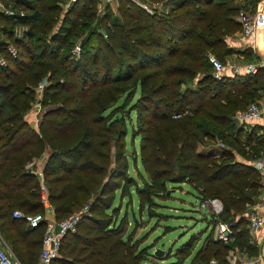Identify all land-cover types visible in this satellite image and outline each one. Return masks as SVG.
<instances>
[{"label":"trees","instance_id":"16d2710c","mask_svg":"<svg viewBox=\"0 0 264 264\" xmlns=\"http://www.w3.org/2000/svg\"><path fill=\"white\" fill-rule=\"evenodd\" d=\"M16 1L28 12H0L29 23L30 29L23 34L26 43L17 41L24 49L12 56L5 47L6 64L0 65V231L23 264H36L45 220L30 226L12 212L44 210L33 164L44 151L41 169L54 219L87 206L50 264H143L152 253L148 246H139V237L133 238L136 226L125 231L128 217L125 213L119 218L121 200L125 195L131 200L134 187L139 212L156 214L155 198H167L166 184L183 181L202 196L221 198L220 217L233 225L235 238L226 243L215 238L211 225L187 263L188 240L166 264H211V258L216 264H230L231 249L254 255L256 245L248 240L244 212L259 198V175L237 159L232 148H242L239 155L244 158L247 150L258 154L253 157L264 156V130L250 134L253 143L245 147L240 140L243 127L231 114L252 101L248 98H256L254 84L264 79V68L215 78L207 57L213 53L225 58L231 51L226 38L242 28L236 18L238 1L168 0L166 12L150 13L134 0H117L119 16L114 18L96 14L97 0H74L56 30L62 0ZM77 38L79 53L74 54ZM43 77L48 81L39 100L44 107L36 130L27 114L38 100L35 86ZM123 80L130 81L120 85ZM136 90V101L129 103L127 96L118 101L116 93L133 95ZM162 102L166 110L159 108ZM132 111L144 125L138 133L143 134L140 155L146 174L137 168L133 153L140 185L128 171L125 152ZM156 119L164 123L152 126ZM203 137L220 140L225 148L219 155L197 151ZM148 140L155 157L146 153ZM117 189L119 203L114 205Z\"/></svg>","mask_w":264,"mask_h":264},{"label":"rangeland","instance_id":"374dc122","mask_svg":"<svg viewBox=\"0 0 264 264\" xmlns=\"http://www.w3.org/2000/svg\"><path fill=\"white\" fill-rule=\"evenodd\" d=\"M72 1L74 2V0H62L61 1L62 14L57 24H55V26L53 27V30H56L58 24L62 23L63 14L71 5H73ZM134 1L145 6V4L142 3L145 0H134ZM237 1L239 5V10H245L254 19L258 17L257 28L258 29L260 28L261 29L260 33L264 34V30H263L264 25L263 23H261L262 21H261V14H260L264 0L255 1L254 6L252 4V0H237ZM243 1H246V2L243 3ZM247 1L249 4L247 3ZM0 2H2L7 7L15 9L16 11L20 10L22 14H25V12H28V9L18 4L16 0H0ZM258 3H260L259 8H258ZM95 6H97L96 14H100V15L106 14L107 15L109 13L112 17L115 18V13H117L116 7L118 6V3L115 2V0H97L95 3ZM236 18L238 19L237 16ZM29 29H30L29 23L20 22L15 19H10V17L0 12V56L4 57V55L6 54L5 47L7 46L8 43H12L18 50L24 49V47L21 46L17 41L23 39V43L24 42L26 43L28 39L24 38L23 34L27 33ZM239 29H241V27ZM242 34L244 36L243 32ZM76 40L77 41L75 42V44H79L80 43L79 38H77ZM242 50L246 55L248 54L247 56H249L250 61L255 60L254 56L251 54L250 47H242ZM22 58L25 61H28L27 57L23 56ZM219 59L222 61L224 66L227 64L226 59L220 58V57ZM262 67L264 68V66ZM140 71L141 70H138L132 73L137 74ZM42 81L47 82L48 80L44 79L43 77L41 78V81L39 82H42ZM129 81L130 80H123V81H120L119 84L122 85ZM259 82L264 84V79H260ZM182 87H184V85H182ZM43 88H42V91H43ZM42 91H40L39 93L35 92L36 98L37 96H40V97L43 96ZM129 93L130 91H127L126 93H123V94L120 92L116 93V94H120L118 97V101H120L125 96L129 97V103L136 101L139 95L138 90H136V93L133 95L132 94L128 95ZM154 98L157 100L158 97L156 96ZM254 99L256 98H253V97L248 98L247 102L249 100H254ZM39 100L40 99H38L37 102H34L32 104L27 115H29V112H32L38 115L40 118L42 107L44 106H41V101L39 102ZM126 108H128V105ZM159 108L166 110V107L165 105H163V102L159 105ZM141 114L144 116H149V113L145 111H142ZM174 116L175 117L179 116V114L176 113L174 114ZM162 123H164L163 120L156 119L152 121V126L156 127L157 125H161ZM140 125L144 126L143 121L142 120L139 121L137 113L135 111H132L131 112V122L129 120L126 122L127 133L125 136V148H126L125 152L128 155V164H129L128 171L130 174L133 175V177L136 179V182L139 185L141 184V179L139 178V175L136 172L137 168L141 172L146 174L141 164L142 161H141V155H140V144L142 143L143 134L138 133V130L140 131L139 129ZM136 132H137V135H136ZM207 138L208 137H203L200 139V142H198L196 146L197 151L207 152L211 150V151L217 152L216 150L217 148L218 153H220V149L225 148V144H223V142H221L220 140L215 143L211 139H207ZM151 144H153L151 140L146 141V153L149 154L150 158L156 156L155 153L152 152L153 149L151 147ZM206 145H210V146L205 147ZM229 148H232V147H229ZM233 148L232 150H234L233 153L234 155H236V158L242 160L243 157L239 155L243 151L242 148H238V151L236 150L235 146ZM133 153L136 158L135 161H136L137 168H135V166L133 165L134 163ZM246 153L247 155L252 156L251 158H256L253 156L258 155L249 150H247ZM163 157L167 158V155L164 153ZM216 159L220 160V157H215V160ZM170 160H173V158H171ZM166 187L168 189L166 193L167 198H160V197L155 198V201L158 202V206L153 208L156 214H152V215H149L147 209H144L141 213L139 212L138 198L135 193L134 187H131L130 188L131 200H129L128 195H125L122 198L121 205H120V211H119V218H121V216L124 215L125 213L127 214V217L130 223L128 222V224L126 225V223L124 222V227H126V230H125L126 232H130L134 228V226H136L135 227L136 229L133 234V238L139 237L141 239L139 246L143 244H147V246L149 247V251L151 250V253L154 250L153 246L159 247L163 250L161 256H163V258L165 257L164 259L157 258L153 256V254L147 255V258H149V260H154L155 263L158 262L159 264H166V263L174 261L175 260L174 256L176 254L175 253L176 247L180 245V243H182L183 241L188 240L189 246L186 248V252L189 253V255L187 256V258L184 259L186 262L188 261L189 258H191V256L196 252V250L203 243L204 237L208 234V231L211 228L212 219H211L210 213L205 208H199L198 206L199 194L197 190L191 184L183 181L179 184L178 183H167ZM118 192L119 191L117 189L116 197L113 200L114 205H118L119 203ZM208 197L218 198V200L221 201L222 207H223V202L220 197L218 196H208ZM78 210L76 212H78ZM38 212H41L44 214V210L42 209H38ZM64 217H60V218H64ZM117 221H119V219H117ZM169 251H172V254L170 253V256L166 257ZM235 252L237 253V250ZM250 252L252 251L250 250Z\"/></svg>","mask_w":264,"mask_h":264},{"label":"built area","instance_id":"2783aa9c","mask_svg":"<svg viewBox=\"0 0 264 264\" xmlns=\"http://www.w3.org/2000/svg\"><path fill=\"white\" fill-rule=\"evenodd\" d=\"M0 11L7 15H16V10L5 6L0 2ZM18 13L21 15L22 12L19 10ZM238 20L242 26V32L246 36H252L255 34L258 17L252 18L248 12L240 10L238 13ZM7 51L12 55L16 56L17 49L12 43H8L6 46ZM74 54L79 53V44H75L72 48ZM209 62L212 65V74L215 78H221L223 76L224 64L214 54L209 53L207 55ZM6 59L0 56V65H5ZM261 64L255 62H248L241 69L238 65L232 66L234 74L242 72L253 73ZM46 82H39L35 86V92L39 93L42 91L43 86ZM40 99V96H37ZM179 114V113H177ZM233 119L238 123L244 124L261 120L264 126V100L250 101L245 107L237 109L233 113ZM247 164L253 167L259 175L260 182V194L258 200L254 201L248 208V227L250 232L257 234L261 229L264 228V156L256 158H248ZM36 174L39 178V194L40 201L43 204L44 209H52V205L48 199L47 187L43 180V173L41 167L36 168ZM201 189V187H199ZM199 192V191H198ZM199 194L198 206L199 208H205L211 216L212 226L214 228V237L220 239L223 242H230L234 233L233 225L223 220L220 214L223 210L221 201L216 197L202 196ZM87 210V206L74 212L64 218L58 220L54 218H47V215L41 212L25 213L19 209L13 210L12 214L15 217L23 218L30 226H36L41 220H45V229L41 238V246L39 250V261L40 264H50L53 259L59 255L60 246L63 237L68 233L75 231L77 222L80 218L81 212ZM229 262L230 264H241L238 259V254L235 250L229 251ZM258 258L264 261V235L259 242L258 247ZM231 259V260H230ZM211 264H216L215 260L211 258ZM246 263H253L252 260H246ZM0 264H17L14 257L0 245Z\"/></svg>","mask_w":264,"mask_h":264},{"label":"crops","instance_id":"0c3cea01","mask_svg":"<svg viewBox=\"0 0 264 264\" xmlns=\"http://www.w3.org/2000/svg\"><path fill=\"white\" fill-rule=\"evenodd\" d=\"M115 2H117V0H115ZM142 3L145 4V6L141 5L139 3L138 4L141 7H143L144 9H146L150 13L160 12V11L166 12L168 10V8L170 7V3H169L168 0H145ZM260 3H258V8L260 7ZM263 7H264V3L262 5V8ZM262 8H261V11H260L261 21H262L261 23H263V25H264V8H263V10H262ZM116 10H117V13H115V16H119L118 6L116 7ZM260 30H261L260 28L259 29L256 28V31H255L254 35L246 36L244 34V36H243L242 28H241V29H239V31L234 32V34H230V35L227 36L226 43H227L228 47L231 49V51L229 53H227L225 55V58H224L227 61V64L225 65V67L223 69L224 76H226L228 78H234L237 75H242V74L247 75L246 72H242V71H241L242 74H240V73L239 74H234L233 71H232L233 70L232 66H234V65H238L239 67H241L242 70H243L242 67L245 64H247L248 62H255L257 64H261V67L264 66V34L260 33ZM263 30H264V28H263ZM242 47H250V51L252 52L253 55L258 57V60L250 61L249 58L243 52ZM211 54H213V53H211ZM254 80H256V78H254ZM254 88H255V91L257 93V96H256L255 100H264V84H262L259 81H257L254 84ZM252 101H254V100H252ZM239 108L240 107H238L237 109H239ZM232 115L233 114H231V117L233 118ZM27 116H28L27 120L29 121L31 126L34 129L38 130L39 116L36 115L35 113H32V112H29V115H27ZM235 123L237 125H240L241 127H243L242 130H241V134H240V140H241L242 143H246L245 147L249 146L248 145L249 142L251 144L253 143V141L248 140V136L250 134H252L253 132L261 133L264 130V126L262 125L261 120L254 121V122H249V123H246L244 125L241 124V123H238L237 121H235ZM209 146L210 145H206L205 147H209ZM214 148H216V147H214ZM216 150H217V152H214V151L213 152L215 153V155H219L220 153H218V149L217 148H216ZM45 155H47V151H44L41 154V158L39 157V158L34 159L33 160L34 161L33 164H35L37 167H41V165L43 163V158H44ZM249 157L251 158V156H248V157H245V158L243 157L244 160H241V161H243V162L245 161V163L247 164V159ZM27 166H32V162H30ZM37 179L39 180L38 176H37ZM248 208H249V206H248ZM248 208L244 212V218L247 221L246 227H247V232H248V240L251 243H254L256 245V253L254 255H249V254H247V252H245L243 250L241 251V250L236 249L237 250V254H238V259L241 262V264H264V261H261L258 258V247H259V242H260V240L262 239V237L264 235V228L261 229L257 234H253L252 232H250V229L248 227V217H247ZM44 213L47 215V218H54L53 209H51V208L50 209H44ZM128 222L130 223L129 220H128ZM234 232L236 233V230H234ZM136 238H138V237H136ZM234 238H235V236H234V233H233L231 241H233ZM0 245L3 248H5L14 257V259L17 262V264H23L22 260L19 258L17 253L12 248L10 242L7 240L6 237H4V234L1 231H0ZM141 246H147V244H143ZM231 250H233V249H231ZM172 251H171V254H172ZM150 252H151V250H150ZM189 260H190V258L188 259V261ZM246 260H252L253 263H246ZM188 261H186V263ZM229 263H231V262H229ZM36 264H40L39 252H38L37 258H36Z\"/></svg>","mask_w":264,"mask_h":264},{"label":"water","instance_id":"95a60500","mask_svg":"<svg viewBox=\"0 0 264 264\" xmlns=\"http://www.w3.org/2000/svg\"><path fill=\"white\" fill-rule=\"evenodd\" d=\"M162 251H163V250H162L161 248H159V247H154V250H153L152 254H154V255L160 257L161 254H162ZM143 264H155V262H154L153 260H149V259H147V260H145V261L143 262Z\"/></svg>","mask_w":264,"mask_h":264}]
</instances>
